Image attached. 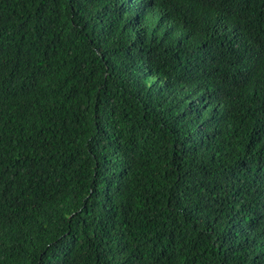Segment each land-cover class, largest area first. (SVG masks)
<instances>
[{"label": "trees", "instance_id": "trees-1", "mask_svg": "<svg viewBox=\"0 0 264 264\" xmlns=\"http://www.w3.org/2000/svg\"><path fill=\"white\" fill-rule=\"evenodd\" d=\"M0 264H264V0H0Z\"/></svg>", "mask_w": 264, "mask_h": 264}]
</instances>
